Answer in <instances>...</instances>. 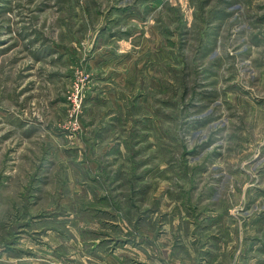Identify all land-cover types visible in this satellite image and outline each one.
<instances>
[{"label":"rangeland","instance_id":"1","mask_svg":"<svg viewBox=\"0 0 264 264\" xmlns=\"http://www.w3.org/2000/svg\"><path fill=\"white\" fill-rule=\"evenodd\" d=\"M0 264H264V0H0Z\"/></svg>","mask_w":264,"mask_h":264}]
</instances>
